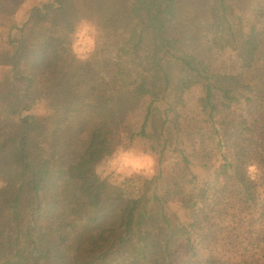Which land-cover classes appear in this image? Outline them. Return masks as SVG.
<instances>
[{"label": "trees", "instance_id": "1", "mask_svg": "<svg viewBox=\"0 0 264 264\" xmlns=\"http://www.w3.org/2000/svg\"><path fill=\"white\" fill-rule=\"evenodd\" d=\"M26 4L0 0V264H264V0ZM137 141L151 176L98 172Z\"/></svg>", "mask_w": 264, "mask_h": 264}, {"label": "clouds", "instance_id": "2", "mask_svg": "<svg viewBox=\"0 0 264 264\" xmlns=\"http://www.w3.org/2000/svg\"><path fill=\"white\" fill-rule=\"evenodd\" d=\"M97 30L95 25L87 20H81L72 33V48L77 57L81 60H85L91 54L95 47ZM43 109H41L42 111ZM111 161L112 168L118 172L126 171L124 167L127 164L133 165V170L139 171L143 169L145 173H149L152 170L154 160L150 155L145 154L142 159L130 160L128 155L122 148H118L112 156L106 158ZM98 172L104 170V162L98 166ZM247 175L249 178L255 180L260 175V168L256 162H251L247 165Z\"/></svg>", "mask_w": 264, "mask_h": 264}, {"label": "rangeland", "instance_id": "3", "mask_svg": "<svg viewBox=\"0 0 264 264\" xmlns=\"http://www.w3.org/2000/svg\"><path fill=\"white\" fill-rule=\"evenodd\" d=\"M37 1H40V0H27L26 6H30V5H32L34 3H36ZM87 21H89V20H87ZM89 22H91L93 25H95L96 30H97L96 41H95V46H96L102 40V31H101V28H100L99 24H97L94 21H89ZM91 54H92V52H91ZM91 54L88 56L87 59H89ZM75 56H76V58H78L76 54H75ZM87 59H85V60L79 59V60L86 61ZM123 151L128 155V158L130 160H139V159H142V157L145 154L150 155L153 158V160H154V164L152 165V170H151V172L146 174L143 169H141L139 171H135V170H133V165L132 164H127V165L124 166L126 168V171L118 172V171H116L114 169H111L112 168L111 161L106 159L104 161V170L101 173L103 175H109L111 181H114V182L118 183V182L122 181L127 176H131V175H135V174L136 175H143V176H151L155 172V170H156V168H155L156 157L154 155L150 154V153L144 152V147H143V143L142 142L137 141L131 146V148H129L127 150H123Z\"/></svg>", "mask_w": 264, "mask_h": 264}]
</instances>
